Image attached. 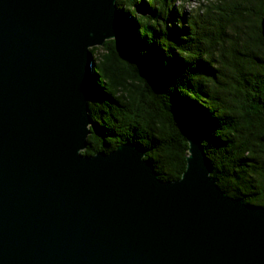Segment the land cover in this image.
I'll use <instances>...</instances> for the list:
<instances>
[{
	"label": "water",
	"instance_id": "95a60500",
	"mask_svg": "<svg viewBox=\"0 0 264 264\" xmlns=\"http://www.w3.org/2000/svg\"><path fill=\"white\" fill-rule=\"evenodd\" d=\"M117 26L116 0H0V264H264V206L218 187L194 131L177 180L131 142L81 153Z\"/></svg>",
	"mask_w": 264,
	"mask_h": 264
},
{
	"label": "trees",
	"instance_id": "16d2710c",
	"mask_svg": "<svg viewBox=\"0 0 264 264\" xmlns=\"http://www.w3.org/2000/svg\"><path fill=\"white\" fill-rule=\"evenodd\" d=\"M177 1L116 0L117 38L90 48L95 128L81 153L131 142L177 180L194 131L218 187L264 206V0Z\"/></svg>",
	"mask_w": 264,
	"mask_h": 264
},
{
	"label": "rangeland",
	"instance_id": "374dc122",
	"mask_svg": "<svg viewBox=\"0 0 264 264\" xmlns=\"http://www.w3.org/2000/svg\"><path fill=\"white\" fill-rule=\"evenodd\" d=\"M199 3H200V0H184V1L179 0L175 3V5L183 4L184 10L190 11L194 9L197 5H199ZM96 47L98 49V53L101 52L102 46H96Z\"/></svg>",
	"mask_w": 264,
	"mask_h": 264
}]
</instances>
